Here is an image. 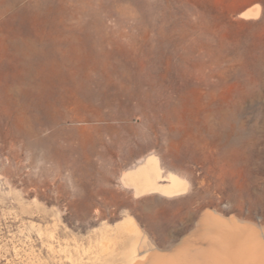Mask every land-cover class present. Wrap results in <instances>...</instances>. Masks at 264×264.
<instances>
[{"label": "rangeland", "instance_id": "rangeland-1", "mask_svg": "<svg viewBox=\"0 0 264 264\" xmlns=\"http://www.w3.org/2000/svg\"><path fill=\"white\" fill-rule=\"evenodd\" d=\"M206 210L264 228V0H0V264H237Z\"/></svg>", "mask_w": 264, "mask_h": 264}, {"label": "bare ground", "instance_id": "bare-ground-1", "mask_svg": "<svg viewBox=\"0 0 264 264\" xmlns=\"http://www.w3.org/2000/svg\"><path fill=\"white\" fill-rule=\"evenodd\" d=\"M248 14L246 13L245 15L247 16ZM163 178L168 179L167 184L160 182V179ZM127 181L129 185L136 189L138 194L158 191L163 195L175 196V194L180 192L184 194L185 190H187V183L179 175L172 172L166 177L162 175L159 160L154 156L147 158L145 162L130 170L127 174ZM127 224L132 230L134 229V223L131 220L127 221ZM205 227L206 232H209L208 238L211 236L214 240L211 245L212 251L208 254V257L210 256L212 259L221 261L224 259L226 261L229 259L228 255H231V258L237 260V264H259L264 261V253L261 251L262 243L258 242L264 238V228H258L253 223L242 222L237 217L231 219L213 210H206L202 217L200 230L201 243L207 242L202 237ZM176 249L174 248L171 251L165 252L174 253ZM153 253H156L154 257L158 255L157 252ZM184 261H187L186 263L189 264H195L188 260Z\"/></svg>", "mask_w": 264, "mask_h": 264}]
</instances>
